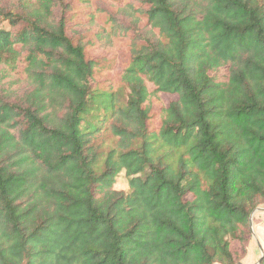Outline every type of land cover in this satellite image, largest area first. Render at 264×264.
<instances>
[{
	"label": "trees",
	"instance_id": "16d2710c",
	"mask_svg": "<svg viewBox=\"0 0 264 264\" xmlns=\"http://www.w3.org/2000/svg\"><path fill=\"white\" fill-rule=\"evenodd\" d=\"M81 1L0 0V264H235L264 204V0ZM103 34L126 53L99 79Z\"/></svg>",
	"mask_w": 264,
	"mask_h": 264
},
{
	"label": "rangeland",
	"instance_id": "374dc122",
	"mask_svg": "<svg viewBox=\"0 0 264 264\" xmlns=\"http://www.w3.org/2000/svg\"><path fill=\"white\" fill-rule=\"evenodd\" d=\"M75 1V7L74 11L76 12H87V9L85 8L86 4L81 0H74ZM92 3L93 8H95L94 5H98L102 9H105L107 7H110L108 5V2L110 0H89ZM115 10V9H113ZM105 13L98 14V18L95 21L94 25H85V21H81L80 25L78 27H83L85 31V34L87 37H95L93 35L94 30L98 27L99 23L102 22L101 18H104ZM117 16V15H116ZM118 17V16H117ZM118 19L122 20V22H127V19L123 20V17H118ZM111 40V41H110ZM88 50H91V53L96 54L97 56H109L110 59H112V62L107 64V69L103 72H98L99 79L103 78H109L114 77L119 70V63L122 62L123 56L126 53V41L123 40L121 37H108L106 34H103L100 39L97 38L96 41H94V44L90 47H88ZM161 101L163 104H168L170 101L175 100L176 96L170 95V94H163L161 95ZM112 138L109 136L107 138V142H112ZM114 188L116 190H124L128 191V178L124 175V173H120L114 182ZM264 204H261L259 206H263ZM254 215H252L251 221H253V225L251 226V234L248 240V243L246 245V251L241 255V252L238 253V258L235 261V264H256L259 258L261 257L262 253L264 254V211H256V208L252 212ZM257 219V222L255 220ZM255 223H258L257 225H254ZM262 224V225H261ZM231 248L232 250H239V246L236 241L231 242ZM248 248V249H247ZM248 250V256L245 258L244 256L247 255ZM264 256V255H263ZM262 259V257H261ZM260 264V263H259Z\"/></svg>",
	"mask_w": 264,
	"mask_h": 264
},
{
	"label": "crops",
	"instance_id": "0c3cea01",
	"mask_svg": "<svg viewBox=\"0 0 264 264\" xmlns=\"http://www.w3.org/2000/svg\"><path fill=\"white\" fill-rule=\"evenodd\" d=\"M256 211H264V205L263 206H257L256 207ZM252 215H254L253 213H252ZM253 217V216H252ZM252 217H251V219H252ZM255 222H257V219L255 220ZM258 223H255L254 225H257ZM251 225H253V221H251ZM262 225V224H261ZM248 249V248H247ZM248 256V250H247V255H245L244 257L246 258ZM218 264V263H217Z\"/></svg>",
	"mask_w": 264,
	"mask_h": 264
},
{
	"label": "water",
	"instance_id": "95a60500",
	"mask_svg": "<svg viewBox=\"0 0 264 264\" xmlns=\"http://www.w3.org/2000/svg\"><path fill=\"white\" fill-rule=\"evenodd\" d=\"M251 217H252V213H251V215H250V225H251ZM263 253H262V255H261V257H263ZM261 257L259 258V260L257 261V263L256 264H259L260 263V261H261Z\"/></svg>",
	"mask_w": 264,
	"mask_h": 264
}]
</instances>
